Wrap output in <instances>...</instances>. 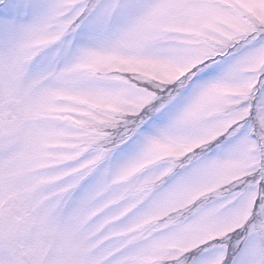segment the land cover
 <instances>
[{
    "label": "snow or ice",
    "instance_id": "1",
    "mask_svg": "<svg viewBox=\"0 0 264 264\" xmlns=\"http://www.w3.org/2000/svg\"><path fill=\"white\" fill-rule=\"evenodd\" d=\"M0 264H264V0H0Z\"/></svg>",
    "mask_w": 264,
    "mask_h": 264
}]
</instances>
